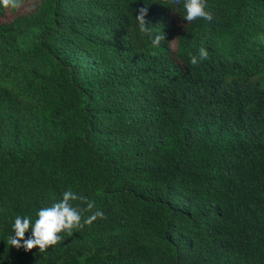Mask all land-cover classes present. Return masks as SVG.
I'll return each instance as SVG.
<instances>
[{"label":"trees","instance_id":"obj_1","mask_svg":"<svg viewBox=\"0 0 264 264\" xmlns=\"http://www.w3.org/2000/svg\"><path fill=\"white\" fill-rule=\"evenodd\" d=\"M207 10L0 6V264H264V0ZM67 190L106 218L45 252L8 243L16 216Z\"/></svg>","mask_w":264,"mask_h":264},{"label":"clouds","instance_id":"obj_2","mask_svg":"<svg viewBox=\"0 0 264 264\" xmlns=\"http://www.w3.org/2000/svg\"><path fill=\"white\" fill-rule=\"evenodd\" d=\"M171 3L179 5L181 0H171ZM21 4L22 0H0V6L5 9H18ZM183 8L185 10L183 19L189 23L199 19L211 22L214 19L213 13L207 10V0H183ZM147 15V7H141L138 10L135 17L139 31L148 35L154 46H160L166 40V33L164 31L153 33L150 27L152 24L146 19ZM207 59H209V53L206 48L201 47L198 56L190 57V63L198 65ZM77 200L86 207L74 206L72 202ZM84 213H90V215L85 216ZM98 218L106 217L103 211L96 208L95 201L67 190L63 193L61 200L38 210L35 221L30 216H16L12 225L14 235L8 237V243L18 249L23 247L26 251L38 247L40 252H45L48 248L61 243L65 234L71 236L74 231L83 230L85 226L92 225ZM29 229H31V235L25 238Z\"/></svg>","mask_w":264,"mask_h":264}]
</instances>
